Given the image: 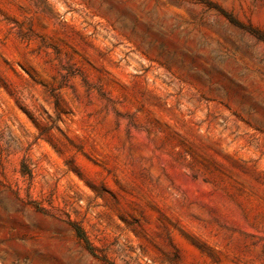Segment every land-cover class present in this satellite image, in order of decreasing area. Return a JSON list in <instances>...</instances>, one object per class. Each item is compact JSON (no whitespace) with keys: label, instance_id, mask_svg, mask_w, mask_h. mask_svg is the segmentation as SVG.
I'll list each match as a JSON object with an SVG mask.
<instances>
[{"label":"rangeland","instance_id":"rangeland-1","mask_svg":"<svg viewBox=\"0 0 264 264\" xmlns=\"http://www.w3.org/2000/svg\"><path fill=\"white\" fill-rule=\"evenodd\" d=\"M0 264H264V0H0Z\"/></svg>","mask_w":264,"mask_h":264},{"label":"trees","instance_id":"trees-1","mask_svg":"<svg viewBox=\"0 0 264 264\" xmlns=\"http://www.w3.org/2000/svg\"><path fill=\"white\" fill-rule=\"evenodd\" d=\"M250 32L253 33L254 31H250ZM254 34H256V33L254 32ZM75 229H76V232H77L78 236L81 237V238H84V234H83L82 230L80 229V227L75 226Z\"/></svg>","mask_w":264,"mask_h":264}]
</instances>
